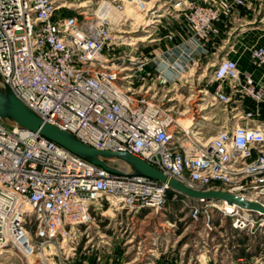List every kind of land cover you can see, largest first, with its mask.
<instances>
[{
	"label": "built area",
	"instance_id": "2783aa9c",
	"mask_svg": "<svg viewBox=\"0 0 264 264\" xmlns=\"http://www.w3.org/2000/svg\"><path fill=\"white\" fill-rule=\"evenodd\" d=\"M127 1L139 10L154 5L153 0ZM95 2L90 11L70 12L58 0H0V72L16 95L89 146L129 152L192 188L222 189L264 206V82L221 55L223 29L232 18L240 25L255 22L264 0H189L174 21L180 46L155 48L156 57L124 56L119 68L107 46L129 19L126 5L122 0ZM242 6L243 21L237 16ZM174 37L168 31L167 39ZM175 51L188 55L189 63L172 79L161 63L173 67L168 62ZM250 56L264 70V44L254 46ZM189 69L202 71L197 83L211 70L214 100L235 119L205 143L189 134L190 126L172 110L180 101L174 85L185 80L183 72ZM199 93L204 89L189 98ZM170 197L181 200L191 219L207 230L214 229L217 210L234 231L264 234L262 211L225 200L192 199L168 181L110 171L0 117V250L11 246L29 258L73 228H90L105 206L158 212ZM72 250L74 255L76 247ZM253 262L264 264V248Z\"/></svg>",
	"mask_w": 264,
	"mask_h": 264
},
{
	"label": "rangeland",
	"instance_id": "374dc122",
	"mask_svg": "<svg viewBox=\"0 0 264 264\" xmlns=\"http://www.w3.org/2000/svg\"><path fill=\"white\" fill-rule=\"evenodd\" d=\"M95 1L58 0L65 2L70 12L79 10L77 8L90 11L97 6ZM122 1L129 19L123 27L116 28L115 37L107 46V54L116 60L117 68L122 66L120 63L124 56L156 57L159 54L155 48L167 50L170 46H180L181 38L174 28V21L185 11V4L181 3L189 0H153V7L147 10H139L127 0ZM129 7L134 12L129 13ZM153 12L163 16L156 17ZM237 14L242 15L243 21L246 8H237ZM263 16L264 10L260 11L258 7L253 15L257 19L252 24L240 25L241 22L232 18L228 31L223 29L226 45L221 55H228L242 65L251 64L259 68L250 54L254 46L264 44V21H260ZM155 19H160L161 23L153 21ZM147 22L149 24L143 26ZM146 29L150 33L144 32ZM168 31L173 37L175 35V39H167ZM131 36L138 38L124 39ZM190 62L194 68L195 59ZM201 72L194 69L183 72L185 80L174 85L180 101L172 110L181 124L186 128L189 125L195 137L205 143L235 119L231 111L214 100L216 82L212 80L211 70H207L197 83ZM181 83L183 85L179 86ZM139 87L138 84L137 89ZM201 88L205 93L199 94L205 95V100L200 96L189 98ZM164 106L170 107L171 103L165 102ZM110 163L121 170H128L122 162ZM213 216L215 227L210 231L201 222H194L184 203L172 197L158 212L150 208L129 212L105 206L95 214L90 228H73L65 235L66 238L60 235L57 242L29 258L11 246L2 248L0 264H254L255 257L264 248V234L259 229L238 233L232 229L229 218L217 210ZM74 246L76 251L73 255ZM241 257L244 259L239 260Z\"/></svg>",
	"mask_w": 264,
	"mask_h": 264
},
{
	"label": "water",
	"instance_id": "95a60500",
	"mask_svg": "<svg viewBox=\"0 0 264 264\" xmlns=\"http://www.w3.org/2000/svg\"><path fill=\"white\" fill-rule=\"evenodd\" d=\"M0 117L11 127L30 129L40 136L47 137L79 156L100 165L113 172H121L118 167L110 165L107 161L114 160L124 163L128 173L143 174L160 181H168L171 188L192 199L225 200L229 204L236 203L243 207L264 212L260 203L222 189L200 190L192 188L174 178L168 177L164 172L145 160L125 151H112L98 149L82 142L75 135L56 124L43 119L36 111L26 105L14 92L0 72Z\"/></svg>",
	"mask_w": 264,
	"mask_h": 264
},
{
	"label": "bare ground",
	"instance_id": "6f19581e",
	"mask_svg": "<svg viewBox=\"0 0 264 264\" xmlns=\"http://www.w3.org/2000/svg\"><path fill=\"white\" fill-rule=\"evenodd\" d=\"M181 4H186V2H182ZM177 6H179V5H177ZM128 12L130 13V12H134V10L132 9V8H128ZM159 15V14H158ZM158 15H156V17L158 16ZM156 21H158V20H156ZM144 32H150L148 29H146V31H144ZM142 37H145V38H149L150 36H142ZM132 38L134 39V38H138V37H135V36H131V37H126V38H124V39H130V40H132ZM135 41V40H134ZM136 42V41H135ZM184 54V53H183ZM184 55H186V54H184ZM175 58H174V57ZM187 57H188V62L186 63V62H180V60H179V57H178V55H177V53H176V51L174 52V54L172 55V57L169 59V62L168 63H170V64H173L174 66L173 67H171V66H168L167 64H166V62H162L161 63V68H162V71L164 72V74H165V76H167V77H169V76H171V75H174V71L173 70H178V69H180L181 70V72H182V69L180 68L181 66H182V64H188L189 63V56L188 55H186ZM172 69V70H171ZM181 72L178 74V75H176L175 77L173 76V77H169V78H172V79H174V78H177L180 74H181ZM176 73H178V71H176ZM192 132V134H194V132L193 131H189V134ZM196 134H199V133H196ZM245 214V213H244ZM243 214V215H244Z\"/></svg>",
	"mask_w": 264,
	"mask_h": 264
},
{
	"label": "crops",
	"instance_id": "0c3cea01",
	"mask_svg": "<svg viewBox=\"0 0 264 264\" xmlns=\"http://www.w3.org/2000/svg\"><path fill=\"white\" fill-rule=\"evenodd\" d=\"M161 16H163V15L159 14L157 17H161ZM176 53H177V55L179 57L180 62H182V63L183 62H186V63L188 62V57L186 55H184L180 51H176ZM226 57H228V55H226ZM238 64H239V66H240L242 71L249 72L256 80L264 82V70H263V68H256V67L252 66L251 64H243L242 65L240 62H238ZM173 71H174V75H171L169 77H173V76L175 77L176 75H178L181 72L180 69L176 70V71H178V73H176L175 70H173Z\"/></svg>",
	"mask_w": 264,
	"mask_h": 264
}]
</instances>
